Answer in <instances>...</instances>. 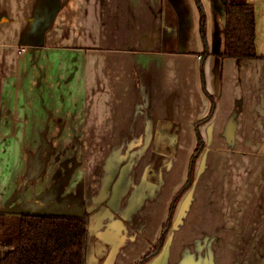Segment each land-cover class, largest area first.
Returning <instances> with one entry per match:
<instances>
[{"label":"crops","instance_id":"0c3cea01","mask_svg":"<svg viewBox=\"0 0 264 264\" xmlns=\"http://www.w3.org/2000/svg\"><path fill=\"white\" fill-rule=\"evenodd\" d=\"M233 1L254 7L259 58L219 56ZM200 3L205 40L195 0H0V153L13 155H0V212L87 211V264L136 263L185 182L178 150L195 149L212 96L195 178L145 264H225L222 193L232 192L230 207L245 184L248 199L230 208L245 212L239 236L253 220L256 236L264 231V0ZM198 221L200 233L185 236ZM211 234L210 262L202 245Z\"/></svg>","mask_w":264,"mask_h":264},{"label":"trees","instance_id":"16d2710c","mask_svg":"<svg viewBox=\"0 0 264 264\" xmlns=\"http://www.w3.org/2000/svg\"><path fill=\"white\" fill-rule=\"evenodd\" d=\"M200 12V34L205 40V13L200 0H195ZM255 10L251 4L235 1L225 4L224 49L220 57L233 59L259 58L255 46ZM202 74V78H203ZM203 88L204 78H203ZM209 114L195 124L197 144L190 157L186 181L170 203L169 217L164 223L158 241L152 249L134 264H145L164 245L171 225V212L184 192L191 186L194 166L204 143L198 126L208 121L214 111L212 96ZM91 213L81 215H53L26 212H0V240L12 249L0 258V264H87V246Z\"/></svg>","mask_w":264,"mask_h":264},{"label":"rangeland","instance_id":"374dc122","mask_svg":"<svg viewBox=\"0 0 264 264\" xmlns=\"http://www.w3.org/2000/svg\"><path fill=\"white\" fill-rule=\"evenodd\" d=\"M80 39H81L80 37H76L75 38L76 43H78V42L80 43L81 42ZM21 49H23V48H21ZM23 51H24V49H23ZM23 51H21L20 49L17 50L18 54H21ZM0 105L2 107L3 102H1ZM193 151H194V149H192V150H187V149L178 150L179 156L177 155V170H178V168H180L181 165L182 166L185 165L183 171L182 172L179 171V175H182V176L185 175L184 181H186L188 173H189V162H190V157H191ZM246 152H249V151L248 150H246V151L242 150L240 152L241 156H246V155L248 156V153H246ZM232 153H234V152H232ZM0 155H3V154L0 153ZM209 155L211 156L212 159H217V150H210ZM3 156L12 157L13 155L10 154L9 152H7V154L3 155ZM186 157H188V158L186 159ZM239 166H241V165L237 164L235 171H237ZM240 169H241V167H240ZM243 169H244V167H243ZM245 169H246V167H245ZM194 178H195V172L193 173V179ZM192 182H193V180H192ZM183 183L184 182L180 183L181 186L183 185ZM202 183H203L202 179L200 178V180L198 181V190H199L198 193H200V188H201ZM226 183L228 184V187L235 189L236 186L231 185L230 180H227ZM222 187H223V185L221 182V188ZM245 187H247V184H245ZM245 187H243V190L241 191L243 194L240 193V195L236 197L235 201L230 203V207L226 203L231 199L232 192L227 190L225 193H222V196L224 198V203H225V214L221 215V216H222V222L224 221L225 224H224V226L221 225L219 227V230L217 229L216 231L221 234V236H219V238H220V242L222 243V245H220L219 249H220V251L222 249V252L225 254V258H226L225 264H264V237H262V233H264V231L260 230V233L258 232V234L256 236V233H257L256 229L254 230V226H255L256 222H255V220L251 221V223L248 224V230L246 232V238H245L246 241H245L243 239V237L239 236L238 227H237L239 221L243 220V218L245 217L244 210L241 211V213L237 211L236 214H233L230 212V208L236 209V206L238 204H240L237 199H240L241 197H242L243 201H246L248 199L245 192H244V191H247L245 189ZM217 191H218L217 186L210 188L211 198H212V194H215V195L217 194ZM247 194L250 196L249 193H247ZM180 199H181V197H180ZM179 200L176 203L174 210H172V212H171V225L166 232L165 239H166V237H167V235H168V233L172 227V224L174 223L175 212L177 210V206L179 205ZM197 203H199V200L197 201ZM169 211H170V206L168 209V214H167L166 219H168V217H169ZM181 215H182V211L179 210V212L177 214V216H178L177 221H179ZM210 216H212V213H210ZM263 216H264V214H263ZM199 218H200V216H199ZM198 223H197L198 225L197 224L195 225V229H193L191 227L189 229V233H186L185 236H195V232L200 233V222L198 221ZM183 229L184 228H183L182 224L179 222L177 224V227H176V236H182L181 234L183 232ZM213 232L211 231V233H213ZM159 237H160V235H159ZM159 237H158V239H159ZM210 238H211V240H210ZM214 240H216L215 235L211 234L210 237H208L207 239H204L205 244L202 245L203 253L208 254V257H209V254L211 256L210 262H211L213 253L215 251H217L215 248V244H214L215 241ZM239 240H243V243L239 244V242H238ZM188 245H192V244H188ZM11 249H12V246L9 243L4 242L3 240H0V258L3 257ZM200 254H201V252L199 253V252H196L195 250H192L189 253V255L195 259Z\"/></svg>","mask_w":264,"mask_h":264},{"label":"built area","instance_id":"2783aa9c","mask_svg":"<svg viewBox=\"0 0 264 264\" xmlns=\"http://www.w3.org/2000/svg\"><path fill=\"white\" fill-rule=\"evenodd\" d=\"M21 51H23V49H20ZM199 59L201 58L200 56L198 57Z\"/></svg>","mask_w":264,"mask_h":264}]
</instances>
